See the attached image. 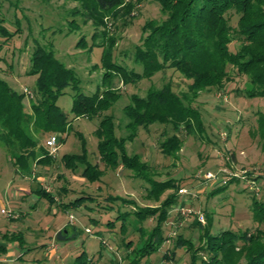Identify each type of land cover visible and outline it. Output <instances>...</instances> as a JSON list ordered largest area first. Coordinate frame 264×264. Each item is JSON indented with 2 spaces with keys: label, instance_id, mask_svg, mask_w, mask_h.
<instances>
[{
  "label": "rangeland",
  "instance_id": "rangeland-1",
  "mask_svg": "<svg viewBox=\"0 0 264 264\" xmlns=\"http://www.w3.org/2000/svg\"><path fill=\"white\" fill-rule=\"evenodd\" d=\"M132 1L137 4L134 17L112 24L109 33L118 39L114 60L140 72L133 54L141 44L143 26L149 20L161 22L165 16L157 0ZM76 9L84 12L75 0H0V21L15 33L9 39L0 36V78L25 94L29 113L37 77L27 72L37 44L53 45L56 58L76 72L84 94L92 95L102 85V48L90 51L77 47L83 36L89 45L93 43L95 28L91 21L85 24L81 14L74 15ZM72 21L78 24L77 29L71 26ZM237 22L238 16H233L232 25ZM238 46L233 42L230 49L235 52ZM229 69L231 79L221 90L204 91L193 102L201 113L203 131L197 129L188 135L182 129L177 133L184 144L176 156L161 151L163 132L175 133L165 125L140 129L137 138L127 143L128 154L140 155L157 182L175 183L160 201L149 197V181L135 178L123 167L107 168L101 162L96 136L99 120L74 119L70 89L58 101L71 120L70 128L61 133H37L35 137L38 147L48 151L49 136H60L59 150L51 155L50 163L31 160L30 170L22 171L0 141V264H129L136 256L135 248L145 241L134 212L158 207L170 194L177 195V202L162 227L167 240L140 264H191L193 250L205 240L198 214L205 216V224H200L207 226L208 221L213 235L253 232L262 227L255 220L254 210L264 207V97H250L248 78ZM168 82L179 94L188 91L189 81L174 70L136 84L115 80L114 86L123 96L109 113L115 117L118 137L127 134L123 108L131 96H145L152 86L161 88ZM65 155L83 156L93 166L99 165L102 177L91 183L82 175L84 166L79 165L76 171L67 169L62 162ZM260 172L263 176L254 179ZM207 173H212L214 180L204 179ZM180 189L187 193H180ZM39 190L50 193L55 203ZM111 196L124 198L127 203L109 201ZM124 213L130 216L122 228L117 218ZM141 226L149 233L156 226V218L149 217ZM179 236L191 241L193 250L177 246ZM127 243H132L131 248ZM196 264L204 263L199 259Z\"/></svg>",
  "mask_w": 264,
  "mask_h": 264
},
{
  "label": "trees",
  "instance_id": "trees-1",
  "mask_svg": "<svg viewBox=\"0 0 264 264\" xmlns=\"http://www.w3.org/2000/svg\"><path fill=\"white\" fill-rule=\"evenodd\" d=\"M75 1L80 2L84 12L76 9L73 14H81L85 24L91 21L95 28L93 43L89 45L87 37L83 36L77 47L90 51L94 47L102 48V85L92 95L84 94L76 72L56 58L53 45L37 44L27 72L37 77L31 113L26 110L25 94L17 92L0 78V141L22 171L30 170L31 160L50 163L52 156L46 149L38 147L35 137L37 133H61L70 128L69 116L58 105L60 97L70 89L74 119L99 120L96 136L101 162L107 168L123 167L135 178L149 181L152 183L149 197L160 201L165 191L176 187L175 183L157 182L149 164L140 155L128 154L127 143L137 138L140 129L165 125L175 133L163 132L161 151L167 156H176L184 144L177 133L182 129L188 135L197 129L203 131L201 113L193 102L204 91L221 90L231 79L229 67L248 78L250 97H264V0H157L165 19L161 22L149 20L143 26L141 44L133 54L134 63L141 67L140 72L114 60L118 39L109 33L112 24L134 17L137 4L132 0ZM233 16H238L236 26L231 23ZM71 26L77 29L78 24L72 21ZM14 34L0 21L1 37L9 39ZM233 42L239 43L235 52L230 49ZM167 70H174L187 79L188 91L179 94L168 82L161 88L152 86L145 96L132 95L130 103L123 108L127 134L118 137L115 117L109 113L123 96L114 86L115 80L119 79L124 85L136 84ZM85 143L83 140V145ZM62 162L72 171H76L79 165L84 166L82 175L91 183L103 175L99 165L93 166L83 156L65 155ZM38 192L55 203L50 193ZM108 200L127 203L119 196H111ZM175 202L177 195L170 194L158 207L134 212L138 231L145 241L135 248L133 253L136 256L129 264H140L141 260L159 251L167 240L162 227ZM75 203L73 205L77 207L79 204ZM260 211H264V207L255 209L254 216L262 227L253 232L223 231L213 235L208 221L207 226L197 222L202 227L203 245L193 250L192 242L179 236L177 246H187L188 252L194 251L191 264H196L199 259L204 264H264V214L261 215ZM127 216L130 214H120L117 218L122 221V228ZM149 217L156 218V226L146 233L141 225ZM126 246L131 248L132 243Z\"/></svg>",
  "mask_w": 264,
  "mask_h": 264
},
{
  "label": "built area",
  "instance_id": "built-area-1",
  "mask_svg": "<svg viewBox=\"0 0 264 264\" xmlns=\"http://www.w3.org/2000/svg\"><path fill=\"white\" fill-rule=\"evenodd\" d=\"M60 143H61L60 136L56 134L49 136V138L46 140V147L50 155H54L55 153H57L60 147ZM214 178L215 176L212 173H207L204 179L211 181L214 180ZM180 193H187V191L185 189H180ZM198 221L202 224H205V216L203 214H198Z\"/></svg>",
  "mask_w": 264,
  "mask_h": 264
},
{
  "label": "crops",
  "instance_id": "crops-1",
  "mask_svg": "<svg viewBox=\"0 0 264 264\" xmlns=\"http://www.w3.org/2000/svg\"><path fill=\"white\" fill-rule=\"evenodd\" d=\"M233 158H234V156H233ZM258 164H259V163H258ZM260 168L263 169L262 166H261ZM260 176H263V173L260 172L259 176L256 175V177H254V179L257 178V177H260Z\"/></svg>",
  "mask_w": 264,
  "mask_h": 264
},
{
  "label": "water",
  "instance_id": "water-1",
  "mask_svg": "<svg viewBox=\"0 0 264 264\" xmlns=\"http://www.w3.org/2000/svg\"><path fill=\"white\" fill-rule=\"evenodd\" d=\"M61 238H62V236H61V234H59V235H58V239H61Z\"/></svg>",
  "mask_w": 264,
  "mask_h": 264
}]
</instances>
